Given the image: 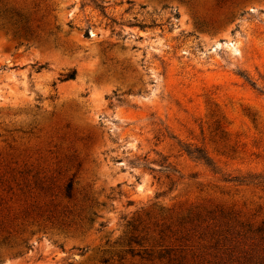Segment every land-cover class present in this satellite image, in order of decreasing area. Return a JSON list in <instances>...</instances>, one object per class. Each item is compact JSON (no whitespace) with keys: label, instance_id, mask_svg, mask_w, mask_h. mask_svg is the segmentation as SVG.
<instances>
[{"label":"rangeland","instance_id":"1","mask_svg":"<svg viewBox=\"0 0 264 264\" xmlns=\"http://www.w3.org/2000/svg\"><path fill=\"white\" fill-rule=\"evenodd\" d=\"M262 222L264 0H0V264H264Z\"/></svg>","mask_w":264,"mask_h":264},{"label":"trees","instance_id":"2","mask_svg":"<svg viewBox=\"0 0 264 264\" xmlns=\"http://www.w3.org/2000/svg\"><path fill=\"white\" fill-rule=\"evenodd\" d=\"M97 7H99L100 10L102 11V13L104 14V7L101 6V5H98V4H97ZM112 21H113V20H112ZM139 26H140V27H144L145 25L140 24ZM85 35H86V36L88 35L87 31L85 32ZM63 77H64V79H73V78L75 77V70H71V71L65 73V74L63 75ZM187 152H188V154L193 155L195 158L203 160L204 163H205L206 165L211 166V163L209 162L207 155L204 154V153L202 152V150H200V149H198V148H194V149H192V150H187ZM212 169H214V168H212ZM231 180H233V181H238V182H244V181H245L244 178H239V177H237V176L231 178ZM220 213L223 214L222 211H221ZM227 216H228V215H227ZM247 230H248V232H250V233L254 234L255 236H257V238H258L261 242H264V222H262L261 225L256 226V227H254V228L251 227V226H248ZM136 241H137V239H136L135 237H131V238H129V242H128V243H132V242H136ZM125 252L131 254L132 256H133V255H139V256H141V254H140L139 252L135 253V252H134V249L131 248V247H128V248L126 249ZM143 254L147 255V257H151V254L146 253L145 251H144ZM162 256H163V254L158 253V257H159V258L162 257ZM119 257L122 258V256H119ZM141 257H142V256H141Z\"/></svg>","mask_w":264,"mask_h":264}]
</instances>
